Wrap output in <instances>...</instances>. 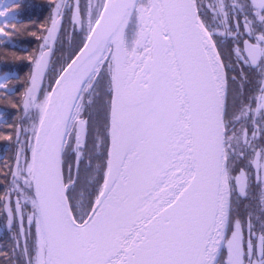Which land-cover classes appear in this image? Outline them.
I'll return each mask as SVG.
<instances>
[{
  "label": "snow or ice",
  "instance_id": "obj_1",
  "mask_svg": "<svg viewBox=\"0 0 264 264\" xmlns=\"http://www.w3.org/2000/svg\"><path fill=\"white\" fill-rule=\"evenodd\" d=\"M0 68V264H264V0H0Z\"/></svg>",
  "mask_w": 264,
  "mask_h": 264
},
{
  "label": "trees",
  "instance_id": "obj_2",
  "mask_svg": "<svg viewBox=\"0 0 264 264\" xmlns=\"http://www.w3.org/2000/svg\"><path fill=\"white\" fill-rule=\"evenodd\" d=\"M32 46H33L32 44H30V43H28V42H25V43L22 44L21 48H22V49H27V50L30 51ZM0 70H3V69L0 68ZM16 70H17V71L19 72V74L22 76V75L24 74V72L27 71V68H25V67H23V66H20V67H18ZM3 240H4L3 235H0V243H2Z\"/></svg>",
  "mask_w": 264,
  "mask_h": 264
}]
</instances>
